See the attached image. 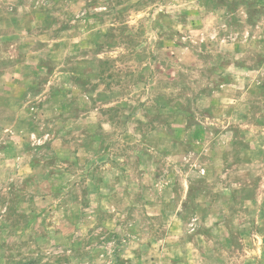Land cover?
Segmentation results:
<instances>
[{
    "label": "rangeland",
    "instance_id": "obj_1",
    "mask_svg": "<svg viewBox=\"0 0 264 264\" xmlns=\"http://www.w3.org/2000/svg\"><path fill=\"white\" fill-rule=\"evenodd\" d=\"M0 264H264V0H0Z\"/></svg>",
    "mask_w": 264,
    "mask_h": 264
}]
</instances>
